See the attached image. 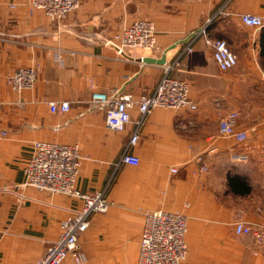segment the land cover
Wrapping results in <instances>:
<instances>
[{
	"label": "crops",
	"instance_id": "obj_1",
	"mask_svg": "<svg viewBox=\"0 0 264 264\" xmlns=\"http://www.w3.org/2000/svg\"><path fill=\"white\" fill-rule=\"evenodd\" d=\"M242 14L264 18V0H82L56 23L31 10L28 0H0V264L43 257L80 204L22 187L32 143L43 141L77 145L83 158L78 188L104 192L110 202L78 239L83 264H136L143 213L158 210L187 219L184 264H264V249L233 228L240 219L264 227V28L245 27ZM137 19L154 23L159 49L126 50L120 57L105 41ZM209 20L207 37L226 42L237 57L235 68L218 69L204 36L185 53L188 33ZM161 60L173 65L170 78L190 84L197 110L152 111L129 148L139 164L123 165L138 111H131L132 123L111 130L104 112L91 109V93L119 90L135 100L150 95L163 74ZM24 67L34 68L37 80L17 94L6 81ZM52 102L69 103V112L51 114ZM231 112L248 135L244 142L217 131L221 116ZM238 155L247 160L236 162ZM197 157L207 165L204 174ZM228 173L246 179L250 192L228 191ZM62 264H74L72 257Z\"/></svg>",
	"mask_w": 264,
	"mask_h": 264
},
{
	"label": "built area",
	"instance_id": "obj_2",
	"mask_svg": "<svg viewBox=\"0 0 264 264\" xmlns=\"http://www.w3.org/2000/svg\"><path fill=\"white\" fill-rule=\"evenodd\" d=\"M201 1V0H197ZM82 0H28L31 10L42 11L51 22H60L72 12L81 7ZM220 15H224L221 9ZM217 13V14H218ZM241 23L248 28L259 30L264 28V18L256 15H240ZM209 20L202 28L188 33L185 53L192 52V46L196 40L204 36L205 45L212 51L213 60L221 71H228L236 67L237 57L229 49L224 40H212L207 37L206 30ZM105 45L111 47L120 57L125 51H141L151 53L158 50L157 35L154 23L148 19H137L131 25L115 32L106 41ZM60 54L55 53V58L60 59ZM144 58H140L143 62ZM163 74L156 83L153 93L141 96L138 100L130 94L114 90L110 93L93 91L90 96V107L104 112L106 126L115 131L122 130L124 126L132 123L130 113L137 109L138 119L134 121L131 136L121 156L123 165L137 166L139 160L129 153L140 139V127L146 117L157 108L174 111H196L197 106L190 98V84L170 78L174 69L173 65L165 62L161 66ZM37 80V71L31 67L18 68L8 77L6 85L11 91L20 94L25 90L34 88ZM51 114H65L70 110L67 102H52L49 104ZM239 115L231 112L221 116L218 122L220 136L234 139L237 143L247 140L245 131L237 129ZM2 135H5L3 133ZM32 156L24 168L23 188H33L50 195H63L79 200L76 209L69 212L68 217L60 224V236L46 247L43 257L33 264H62L69 256L74 264H83L85 259L78 249V239L89 227V219L95 214H104L108 211L110 202L105 198L104 192H82L76 182L83 160L77 145H66L56 142H33ZM236 162H245L243 155L234 157ZM201 163L200 173L207 172V165L203 164V158L197 157ZM177 169H171V174L177 173ZM141 238L138 244L136 264H184L188 254L186 245L187 219L182 213L168 212L164 210L146 211L143 213ZM237 236L251 238L256 249H264V227L252 228L243 220L233 223Z\"/></svg>",
	"mask_w": 264,
	"mask_h": 264
},
{
	"label": "trees",
	"instance_id": "obj_3",
	"mask_svg": "<svg viewBox=\"0 0 264 264\" xmlns=\"http://www.w3.org/2000/svg\"><path fill=\"white\" fill-rule=\"evenodd\" d=\"M227 188L234 195H246L250 192L248 182L240 175L230 174L226 175Z\"/></svg>",
	"mask_w": 264,
	"mask_h": 264
},
{
	"label": "water",
	"instance_id": "obj_4",
	"mask_svg": "<svg viewBox=\"0 0 264 264\" xmlns=\"http://www.w3.org/2000/svg\"><path fill=\"white\" fill-rule=\"evenodd\" d=\"M148 62H149L150 64H154V63L157 64V63H158V60H157V61H156V60H154V61H152V60H151V61H150V60H149V61H146V59L143 60V63H147V64H149ZM164 62H165L164 60H161V61L159 62V64H161V66H162V64H164Z\"/></svg>",
	"mask_w": 264,
	"mask_h": 264
}]
</instances>
